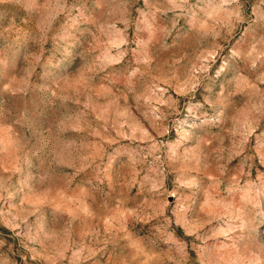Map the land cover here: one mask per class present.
<instances>
[{"label": "rangeland", "instance_id": "rangeland-1", "mask_svg": "<svg viewBox=\"0 0 264 264\" xmlns=\"http://www.w3.org/2000/svg\"><path fill=\"white\" fill-rule=\"evenodd\" d=\"M0 264H264V0H0Z\"/></svg>", "mask_w": 264, "mask_h": 264}]
</instances>
